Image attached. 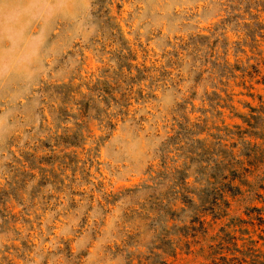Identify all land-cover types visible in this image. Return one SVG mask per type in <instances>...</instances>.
Returning a JSON list of instances; mask_svg holds the SVG:
<instances>
[{
	"label": "rangeland",
	"instance_id": "obj_1",
	"mask_svg": "<svg viewBox=\"0 0 264 264\" xmlns=\"http://www.w3.org/2000/svg\"><path fill=\"white\" fill-rule=\"evenodd\" d=\"M258 212L264 0H0V264H235Z\"/></svg>",
	"mask_w": 264,
	"mask_h": 264
},
{
	"label": "trees",
	"instance_id": "obj_2",
	"mask_svg": "<svg viewBox=\"0 0 264 264\" xmlns=\"http://www.w3.org/2000/svg\"><path fill=\"white\" fill-rule=\"evenodd\" d=\"M261 212L260 209H255ZM258 212L257 216L255 217L254 220L257 221L256 224H253L251 222V225L253 227H257V229H259L260 233L257 235V239L258 241H254L250 235L246 238V239H241L243 241V243L246 244H253V250L250 254L245 255V251L244 249L242 250H238L240 256L238 258L235 259V264H264V251H262L259 247L255 248L256 244H258V242L261 240L262 243V247H264V214L261 215V213ZM243 234H249L248 232H242ZM232 239H234L233 237H231ZM245 240V241H244ZM246 248V247H245ZM248 253V252H247ZM254 253V254H252Z\"/></svg>",
	"mask_w": 264,
	"mask_h": 264
}]
</instances>
